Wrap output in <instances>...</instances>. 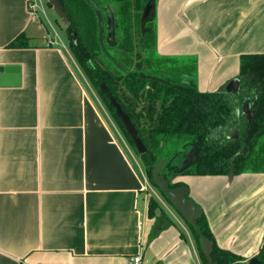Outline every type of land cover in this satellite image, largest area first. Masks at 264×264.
I'll return each instance as SVG.
<instances>
[{
  "label": "crops",
  "instance_id": "obj_1",
  "mask_svg": "<svg viewBox=\"0 0 264 264\" xmlns=\"http://www.w3.org/2000/svg\"><path fill=\"white\" fill-rule=\"evenodd\" d=\"M34 1L0 0V67L20 68L18 86L0 85V264H130L138 255L143 264H200L172 212L158 202L149 217L141 158L70 48L32 19ZM154 9L157 53L195 59L203 93L226 91L242 56L264 55V0H155ZM20 37L26 46L11 47ZM175 182L221 249L257 257L264 173Z\"/></svg>",
  "mask_w": 264,
  "mask_h": 264
},
{
  "label": "trees",
  "instance_id": "obj_2",
  "mask_svg": "<svg viewBox=\"0 0 264 264\" xmlns=\"http://www.w3.org/2000/svg\"><path fill=\"white\" fill-rule=\"evenodd\" d=\"M59 1L67 16L70 51L140 156L154 187L158 188L152 171L163 160L162 175L172 189L185 186L175 182L184 176L264 173V55L241 57L238 94L203 93L196 81L195 59L153 52L157 41L155 9L147 18L144 12L148 4L155 5V0ZM21 37L11 47H25V37ZM249 99L255 110L251 121L242 113ZM127 122L146 147L145 153H139ZM233 130H238V138L229 139ZM244 148L246 152L241 155ZM160 209L152 197L149 217L155 218ZM186 223L202 263L210 264L201 248V236ZM197 224L202 236L214 242V264L249 263L217 245L203 213ZM257 258L264 264V243Z\"/></svg>",
  "mask_w": 264,
  "mask_h": 264
},
{
  "label": "water",
  "instance_id": "obj_3",
  "mask_svg": "<svg viewBox=\"0 0 264 264\" xmlns=\"http://www.w3.org/2000/svg\"><path fill=\"white\" fill-rule=\"evenodd\" d=\"M49 4L55 9L58 16L64 19V21L67 24V16L63 10V7L59 0H49ZM153 4H148L145 12H144V18H147L152 9ZM240 77L235 79L226 89L227 93L230 94H238L240 92ZM20 84V68L17 66H5L0 67V85L1 86H18ZM252 102L248 101L243 106V114L247 116V119L249 121L252 120V118L255 115V110L252 109ZM128 128L133 136V138L136 141L137 148L140 154H143L146 152V147L142 143V141L137 138L136 133L131 125L127 122ZM238 138V136H236ZM246 152V148L240 153L241 155H244ZM165 160L161 161L152 171L153 174V181L158 186L160 191L167 197L168 201L171 203V205L178 211V213L181 215V217L185 220V222L190 223L195 227L198 234L201 236L200 242H201V248L206 256V258L209 260L210 264H214L212 261V251L214 249V242L206 238L205 236H202V232L197 224V221L201 217L203 211L202 209L197 206V204L189 197L190 190L187 186H181L175 189H172L170 187V182L162 175V170L165 165ZM248 264H261L259 259L257 257L252 258Z\"/></svg>",
  "mask_w": 264,
  "mask_h": 264
},
{
  "label": "rangeland",
  "instance_id": "obj_4",
  "mask_svg": "<svg viewBox=\"0 0 264 264\" xmlns=\"http://www.w3.org/2000/svg\"><path fill=\"white\" fill-rule=\"evenodd\" d=\"M36 3H39L38 7L35 8L34 11V15L32 17V19L34 21H37L39 24H41L42 26V31H44L46 34H50L52 36V38L54 39H61L66 46H68L69 48V40L66 34V22L64 21V19H62L61 17L58 16L57 12L55 11V9L49 5V0H36L34 1V5ZM58 37V38H57ZM153 52H156V49H153ZM238 130L236 131H231V133H229V139H236V136H238L239 134L237 133ZM134 150V149H133ZM134 152H136L134 150ZM136 155L138 157H140L137 153ZM142 167L144 168V174L148 177L147 174V169L144 166V164ZM150 183V182H149ZM150 196L153 197L155 200H157L163 207V209L166 212H172L178 219L180 222H182L183 224H185V226H187L188 230L191 232L192 231L190 229V227L188 226V224L185 222V220L181 217V215L178 213V211L165 199V197L162 195V193L160 192V190L157 187H154L151 183H150ZM163 218V217H162ZM177 226L179 227V229L185 234V236L188 238L187 232L185 230H183L178 223H176ZM201 261V260H200ZM202 263V261H201ZM203 264V263H202Z\"/></svg>",
  "mask_w": 264,
  "mask_h": 264
},
{
  "label": "built area",
  "instance_id": "obj_5",
  "mask_svg": "<svg viewBox=\"0 0 264 264\" xmlns=\"http://www.w3.org/2000/svg\"><path fill=\"white\" fill-rule=\"evenodd\" d=\"M35 7H36V5H34V4L29 5L32 17L35 14L34 13ZM130 264H143V257L138 255V256H135V257L131 258ZM200 264H202V263H200Z\"/></svg>",
  "mask_w": 264,
  "mask_h": 264
}]
</instances>
